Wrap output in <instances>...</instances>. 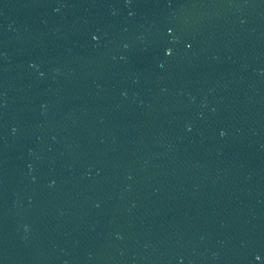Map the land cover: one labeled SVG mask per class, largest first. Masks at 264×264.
<instances>
[{
  "label": "water",
  "instance_id": "1",
  "mask_svg": "<svg viewBox=\"0 0 264 264\" xmlns=\"http://www.w3.org/2000/svg\"><path fill=\"white\" fill-rule=\"evenodd\" d=\"M0 264H264V0H0Z\"/></svg>",
  "mask_w": 264,
  "mask_h": 264
},
{
  "label": "snow or ice",
  "instance_id": "2",
  "mask_svg": "<svg viewBox=\"0 0 264 264\" xmlns=\"http://www.w3.org/2000/svg\"><path fill=\"white\" fill-rule=\"evenodd\" d=\"M91 38H92V40H96L97 39V37L95 35H93ZM171 54L172 53H171V50L170 49H165V55H171ZM221 135H223V133H221ZM256 259L259 260L260 257L257 256Z\"/></svg>",
  "mask_w": 264,
  "mask_h": 264
}]
</instances>
